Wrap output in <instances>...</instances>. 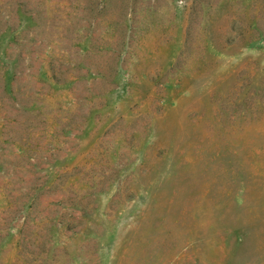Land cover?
I'll list each match as a JSON object with an SVG mask.
<instances>
[{"label":"rangeland","instance_id":"obj_1","mask_svg":"<svg viewBox=\"0 0 264 264\" xmlns=\"http://www.w3.org/2000/svg\"><path fill=\"white\" fill-rule=\"evenodd\" d=\"M0 264H264V0H0Z\"/></svg>","mask_w":264,"mask_h":264}]
</instances>
